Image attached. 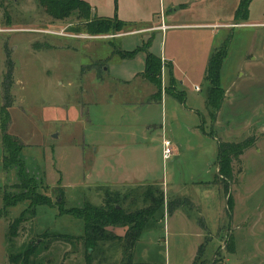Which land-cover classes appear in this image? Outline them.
<instances>
[{
    "label": "rangeland",
    "instance_id": "374dc122",
    "mask_svg": "<svg viewBox=\"0 0 264 264\" xmlns=\"http://www.w3.org/2000/svg\"><path fill=\"white\" fill-rule=\"evenodd\" d=\"M85 1L93 15L126 22L159 10L155 0ZM147 3L154 5L142 8ZM229 28L224 41L211 39L214 47L230 39L221 68L225 100L212 121L208 83L201 78L206 39H199L201 51L192 35L184 32L174 38L169 32L176 76L184 79L177 88L185 92V101L165 92L163 102L148 101L158 91L153 84L128 87L106 70L107 57L112 58L110 65L120 63L112 50L124 43L141 46L140 53L150 50L146 35L120 42L123 28L96 40L77 11L55 19L39 0H0V264H88L83 239L73 238L84 234L85 222L62 214L59 205H103L108 182L115 178L162 184L156 188L158 196L163 192L164 208L134 248L135 264H264V0H252L248 19ZM156 50H162L160 41ZM9 61L12 103L4 109ZM111 72L126 74L115 68ZM134 97L147 101L136 108L125 104ZM5 132L22 144L21 157L36 176L38 191L53 205H38L36 216H29L15 237L9 235L10 225L31 200L4 205L6 194L10 201L26 196L16 166L5 160ZM250 137L255 143L232 162L234 177L226 187L217 166L219 141ZM163 138L172 143L167 158ZM210 179V184H195ZM165 181L173 183L167 186ZM148 186L127 190L125 208L147 207L150 202L143 195ZM114 228L108 229L125 235L122 228ZM104 248V264H121V245L108 242ZM94 255V263L99 262Z\"/></svg>",
    "mask_w": 264,
    "mask_h": 264
},
{
    "label": "trees",
    "instance_id": "16d2710c",
    "mask_svg": "<svg viewBox=\"0 0 264 264\" xmlns=\"http://www.w3.org/2000/svg\"><path fill=\"white\" fill-rule=\"evenodd\" d=\"M252 0H241L237 11L236 20L245 21L249 16V5ZM41 6L45 11L55 19H65L77 11L78 16L85 22L86 32L91 35H104L110 31H121L126 25L125 22L118 18L112 19L103 16H93L92 6L85 0H39ZM230 39L224 46L217 48L211 55L208 69L206 72L205 81L208 83L207 87V109L210 113L212 121H216L219 111L222 109L225 100V91L221 87V68L225 57L227 56ZM138 48L133 51L117 50V54L122 57H134L135 54L141 50ZM147 51L146 67L143 75L158 88L156 97H161L163 93L162 70L163 60L157 54ZM98 64L97 66H99ZM13 63L8 62V72L5 77L6 101L4 109L11 106L9 87L11 85ZM172 71V70H171ZM165 92L177 96L179 99L185 101V92L179 91L175 86V79L171 74L170 83L165 88ZM3 143L8 152V158L5 157L8 165L16 166L20 186L26 191V196L17 198L14 201L8 199V194L4 196V205L14 206L21 200H31L30 205L24 209L22 214L17 217L10 225L9 235L15 237L18 233L20 225L28 219L29 216H36V208L38 205H51L48 196L38 191V182L36 176L28 171L25 160L22 159L21 153L23 146L20 141L8 132L3 134ZM255 143L253 137L244 139L239 142L219 141V176L225 182L226 187L230 180L233 179L232 162L239 160L240 156L245 153L247 149L252 147ZM225 187V188H226ZM24 191V192H25ZM160 188L149 186L145 191L143 201L150 204L145 208L133 210L125 208L127 196L120 192L108 191L106 200L103 205H94L86 202L82 207L74 206L71 208H64L61 204L59 210L62 214H68L75 218L84 220L85 231L83 235L74 236L73 238L83 239L84 245L87 249L88 264H104L107 261L104 245L110 243L111 246L121 245L123 254L121 257V264H135V251L138 241L143 235L144 229L152 220H156V215L161 212L165 205V199L158 196L157 192ZM30 194V195H29ZM129 196V195H128ZM231 194L229 195V207L231 208ZM28 213V214H27ZM109 227H126L127 231L124 236L115 234L110 231ZM201 251V250H200ZM97 253L99 262L94 263L95 255ZM113 264V263H112Z\"/></svg>",
    "mask_w": 264,
    "mask_h": 264
},
{
    "label": "crops",
    "instance_id": "0c3cea01",
    "mask_svg": "<svg viewBox=\"0 0 264 264\" xmlns=\"http://www.w3.org/2000/svg\"><path fill=\"white\" fill-rule=\"evenodd\" d=\"M156 1H158L159 10L158 9L153 10L151 16L148 15L146 16V18L144 19L141 18L140 20L134 22H126L124 20H121L125 22L126 25L124 26L123 29L125 32H123L119 36V41L120 42L121 40L124 41V38H127V36H135V35L147 36L150 45V50L148 49L147 50L160 56L164 63L162 70L163 93H164L165 92L164 89L170 83L171 74L175 79L176 88L178 87L177 85L179 84V80H181V83H184V79L177 78L176 76V70H177L176 54L172 51H169L168 49L169 32H172L174 38L176 37L177 34L184 32L192 35L194 39H196V43L194 46L201 51L203 44H201L199 39L201 38L206 39L205 47H204L205 54H203L204 70L201 77L203 80H205L211 55L217 48H219L217 46L214 47L215 44H212L211 39L212 38L217 39L218 36L220 39L219 41H224L226 39L227 34L229 33V29H230L229 27H232L233 23L237 22L236 11L241 0H155V2ZM153 5L151 3H147L146 7L143 5L142 8L144 9L152 8ZM93 16L101 17V15H97V14ZM163 24L166 25V28L162 27ZM211 29H213L212 34H211ZM94 37L96 40L99 39V37L97 36H93V38ZM159 41L161 43L162 50L157 51L156 49ZM124 44L126 45L123 47L119 46L116 50L115 49L112 50V57L117 55L120 58L119 64L116 63L110 65L112 58L111 56L107 57L109 58L108 61L109 63L106 68L108 76L112 77L115 82L117 81L118 83H121L128 87L132 86L133 84L136 85L138 83L139 84L142 83L146 85L147 81L149 84H153L143 75L146 67L147 51L145 53H140L139 51V53L137 52L134 57H122L120 54H117L118 49L133 51L141 47V46H137V48L136 47L130 48L129 46H127V44L131 46L132 45L131 42ZM214 48L215 50L212 52V49ZM99 59H104V58H98L97 61ZM133 63H136L138 68L136 66L134 67ZM112 68H115V71H118V69L123 70L124 72H126V74L124 76H119L117 72H111ZM154 87L156 86L154 85ZM196 88L197 90L201 91V88L199 86H197ZM157 93L158 91L156 89L155 91H152L148 97V101L162 100L163 102V93L161 97H155ZM152 95L153 98H151ZM145 101H147V97H143V98L134 97L126 101L125 104L126 105L129 104V106H132V108H136L135 106L137 105L139 106L140 104L145 103ZM207 135H209V133ZM209 136L214 137L211 134ZM215 139L217 140V138ZM112 146L115 147L116 143H114ZM96 150L98 151V148H96ZM218 163H219V145H218L217 166ZM145 181L138 183V182H134V179L124 178L122 180H119L115 178L108 182V190L112 192H120L125 195L127 193V190L132 191V190L142 189L139 186L149 185L156 187L157 185L158 186L162 185L160 182H156V181L146 184ZM172 183L170 182L166 183L165 181V184L167 186ZM204 183L210 184L212 182L211 179L208 181L198 180V182H195V184H200V185H203ZM132 207L133 206H131V209H133ZM150 223L152 222L150 221L147 226H149ZM194 224L199 229V231H202L201 227L198 226V224L196 223ZM116 228H122L123 231L125 232L127 231L126 227H116ZM116 228H114L113 230H116Z\"/></svg>",
    "mask_w": 264,
    "mask_h": 264
},
{
    "label": "built area",
    "instance_id": "2783aa9c",
    "mask_svg": "<svg viewBox=\"0 0 264 264\" xmlns=\"http://www.w3.org/2000/svg\"><path fill=\"white\" fill-rule=\"evenodd\" d=\"M162 27L166 28V25L163 24ZM171 145H172L171 141L169 139L165 138L163 141V156L165 158L169 157L170 154L172 153Z\"/></svg>",
    "mask_w": 264,
    "mask_h": 264
}]
</instances>
